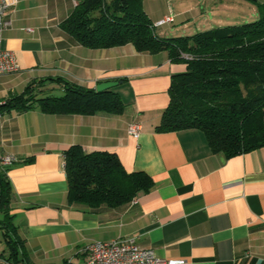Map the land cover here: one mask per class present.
<instances>
[{
	"label": "crops",
	"instance_id": "obj_1",
	"mask_svg": "<svg viewBox=\"0 0 264 264\" xmlns=\"http://www.w3.org/2000/svg\"><path fill=\"white\" fill-rule=\"evenodd\" d=\"M257 3L264 0H142L160 37L253 20ZM74 5L17 0L8 9L11 26L0 33V47L12 51L16 70L0 75V101L31 80L46 79L52 91L61 86L48 78L89 88L113 80L125 108L91 115L0 109V152L19 159L6 176L18 252L28 258L23 264L83 261L87 244L127 236L180 264H264V145L227 156L212 151L199 129H156L171 75L185 64L130 43L80 45L60 27ZM165 16L171 21L157 24ZM132 122L140 124L137 136L127 133ZM73 144L114 152L126 172L150 176L152 187L97 210L68 202L64 150ZM5 247L0 239V256Z\"/></svg>",
	"mask_w": 264,
	"mask_h": 264
},
{
	"label": "trees",
	"instance_id": "obj_2",
	"mask_svg": "<svg viewBox=\"0 0 264 264\" xmlns=\"http://www.w3.org/2000/svg\"><path fill=\"white\" fill-rule=\"evenodd\" d=\"M257 7V17L241 24L160 37L142 0H75L60 27L88 48L130 43L138 52L166 51L171 61L184 63L182 72L171 75L168 103L156 129H199L212 151L232 156L264 145V3ZM48 79L61 86L60 94L45 89L46 79L31 80L0 109L91 115L125 108L112 88L97 92L62 78ZM6 170L0 167V239L6 245L0 259L23 264L28 258L18 252L21 239L11 221ZM64 171L68 202L93 210L127 203L152 187L150 176L126 172L114 152H87L79 144L64 150Z\"/></svg>",
	"mask_w": 264,
	"mask_h": 264
},
{
	"label": "built area",
	"instance_id": "obj_3",
	"mask_svg": "<svg viewBox=\"0 0 264 264\" xmlns=\"http://www.w3.org/2000/svg\"><path fill=\"white\" fill-rule=\"evenodd\" d=\"M17 0H0V33L11 26V19L7 16L9 8ZM171 21L165 16L157 24ZM16 70V62L11 50L0 47V75ZM4 101H0V107ZM140 124L132 122L127 126V133L137 136ZM17 156L0 152V167L5 169L17 162ZM83 261L67 260L63 264H180L182 259H162L155 255L151 247L140 246L135 236L116 238L110 241H94L84 247Z\"/></svg>",
	"mask_w": 264,
	"mask_h": 264
},
{
	"label": "water",
	"instance_id": "obj_4",
	"mask_svg": "<svg viewBox=\"0 0 264 264\" xmlns=\"http://www.w3.org/2000/svg\"><path fill=\"white\" fill-rule=\"evenodd\" d=\"M118 84V81H104V82H100L98 84H96L95 86V90L97 92H100V91H103V90H106V89H110L114 86H116Z\"/></svg>",
	"mask_w": 264,
	"mask_h": 264
},
{
	"label": "rangeland",
	"instance_id": "obj_5",
	"mask_svg": "<svg viewBox=\"0 0 264 264\" xmlns=\"http://www.w3.org/2000/svg\"><path fill=\"white\" fill-rule=\"evenodd\" d=\"M114 87H115V86H114ZM51 93H52L53 95H58V94L61 93V91L58 89V87H57V88L55 87ZM1 263H3V262L0 261V264H1Z\"/></svg>",
	"mask_w": 264,
	"mask_h": 264
}]
</instances>
